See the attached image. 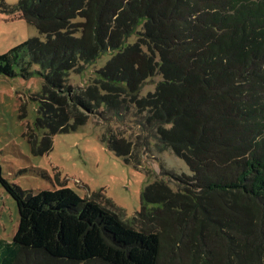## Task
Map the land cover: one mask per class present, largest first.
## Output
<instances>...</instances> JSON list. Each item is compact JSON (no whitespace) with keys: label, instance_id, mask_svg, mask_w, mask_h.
Returning a JSON list of instances; mask_svg holds the SVG:
<instances>
[{"label":"trees","instance_id":"1","mask_svg":"<svg viewBox=\"0 0 264 264\" xmlns=\"http://www.w3.org/2000/svg\"><path fill=\"white\" fill-rule=\"evenodd\" d=\"M4 12L42 39L1 54L0 76L17 66L28 78L37 65L59 86L109 57L85 94L50 98L51 132L97 106L120 115L125 92L157 75L155 94L136 102L143 127L190 173L148 184L125 223L71 188L30 195L0 168L18 213L0 264H264V0H18ZM108 148L130 163L129 145Z\"/></svg>","mask_w":264,"mask_h":264},{"label":"rangeland","instance_id":"2","mask_svg":"<svg viewBox=\"0 0 264 264\" xmlns=\"http://www.w3.org/2000/svg\"><path fill=\"white\" fill-rule=\"evenodd\" d=\"M17 2L0 0V55L31 38L42 39L33 25L4 12ZM108 58L103 55L77 65L64 74L59 86L45 82L37 65L31 67L28 78L21 76L17 66L16 76H0V168L4 179L30 195L71 188L130 223L141 209V194L148 184L168 182L165 173H190L182 159L161 151L153 130L143 127L146 110L136 102L155 94L160 77L155 75L136 90L126 91L127 103L120 115L113 113L115 107L97 106L93 114L82 111L87 119L75 129L53 133L45 124L50 112L46 104H56L50 98L61 95L70 100L85 94ZM110 140L129 145V164L125 156L108 148ZM17 224L16 204L0 184V240L10 243Z\"/></svg>","mask_w":264,"mask_h":264}]
</instances>
